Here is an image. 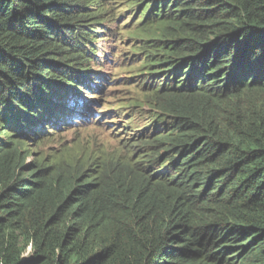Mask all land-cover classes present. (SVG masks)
<instances>
[{
  "label": "trees",
  "instance_id": "1",
  "mask_svg": "<svg viewBox=\"0 0 264 264\" xmlns=\"http://www.w3.org/2000/svg\"><path fill=\"white\" fill-rule=\"evenodd\" d=\"M139 3L165 26L136 39L161 126L138 148L23 167L1 134L36 135L26 100L85 67L116 14L0 0V264H264V0Z\"/></svg>",
  "mask_w": 264,
  "mask_h": 264
},
{
  "label": "clouds",
  "instance_id": "2",
  "mask_svg": "<svg viewBox=\"0 0 264 264\" xmlns=\"http://www.w3.org/2000/svg\"><path fill=\"white\" fill-rule=\"evenodd\" d=\"M99 2H101V5L105 4V7H109L112 11L114 5L110 4L111 0H99ZM112 12L116 14L115 20L105 25L108 31L103 30L96 42L90 45V49H93L95 55L87 58L88 62L85 63V67H78L80 70H77V68L72 70L69 73V81L56 82L49 86L45 95H36L37 102L33 99L26 100L28 105L30 103L27 114V117H31L30 123L38 121L40 125L41 121H45L53 125L57 131L71 129L77 132L97 129L100 131L98 136L102 135L118 144L120 148H123L130 140L142 139V135L147 133V126H161L154 119L150 118V121H148L147 118L151 114L143 111L142 108L131 116L128 114L121 116L129 117L126 124L134 130L124 132L125 128H120L121 131H115L118 127L117 123H110V121L116 119L117 115L119 116L114 110L122 106L111 104L107 98L108 90L115 91L117 96H125L130 91L121 92L120 90L122 87H127V84L131 82L130 77L123 75L120 63L110 73L106 72V67L112 63V57H117L116 63H118L117 59H121L124 52L121 55L119 52L121 49L126 48L125 44L128 40L120 31V28L114 26L120 18L118 11L113 10ZM124 33L126 34V32ZM113 43L114 45H112ZM108 48H112L113 51L110 55L107 52ZM130 69L132 67L129 68V72ZM149 82L151 83V81ZM130 109L132 108L130 107ZM94 115H97L98 118L92 122ZM28 129V134L22 133L18 137L28 142H34L43 136L41 126L36 135L31 132L30 128ZM90 139L99 140L97 137H90L86 138V142H91Z\"/></svg>",
  "mask_w": 264,
  "mask_h": 264
},
{
  "label": "rangeland",
  "instance_id": "3",
  "mask_svg": "<svg viewBox=\"0 0 264 264\" xmlns=\"http://www.w3.org/2000/svg\"><path fill=\"white\" fill-rule=\"evenodd\" d=\"M93 6V7H92ZM95 6L94 4L90 6V9L95 11L90 12L89 15H95L98 12H101V9ZM104 9L102 12H104ZM118 11V22L115 23L114 26L116 28H120V31L127 37V42L125 44L126 48L120 50L119 54L123 55L121 59H117L118 63H116L117 57H112V63L108 64L106 67V72L110 73L112 70L116 69L120 63V67L122 69V73L124 76L130 77V83L127 84V87H122L120 90L121 92L130 91L125 96H117L115 91L109 89L107 98L110 100L112 105H121L119 108L114 110L115 113H118L119 116H116L114 121H110V123H117L118 127L115 131H121L120 128H125L123 131L126 132L128 130H134L129 127L126 123L128 118L121 117L124 114L132 115L136 111L142 108L143 111H147L148 113H152L147 104L145 103L144 95L142 93L141 85L144 84L146 81V73H140L143 70V67L148 63L147 60L145 62L141 57H145L143 53L144 47L142 43L140 46L136 39L140 41H144V43H148V45L153 44L152 41H157L162 36V31L164 30L165 26L162 24H155L158 20L151 19L150 24H147L145 20L148 18V15L151 16V9L148 7V4H140L139 0H120L116 12ZM122 12V13H121ZM128 15V18H127ZM94 23V26L97 23H101L98 20L92 19L87 25ZM122 25V28H121ZM126 32V34L124 33ZM91 45V44H90ZM89 47L91 48V46ZM114 45V43L112 44ZM139 47V48H138ZM142 49H141V48ZM75 50H70L68 54H76ZM107 52L109 55L113 52L112 48H108ZM139 56V59L137 57ZM70 65H74L73 62H70ZM131 71L129 72V68ZM145 78V79H142ZM134 82V83H133ZM136 86H134V85ZM130 107L132 109H130ZM119 110V111H118ZM96 112V111H95ZM97 115L92 117V122L97 119ZM6 121L3 120V128L6 129ZM41 132H43V136L39 137L38 140L34 142H28L26 140L20 139L15 133H11L7 131L4 135L1 134V138L4 142L10 143L14 141L16 146L21 148L22 150V158H23V167L27 166L30 167L31 165L35 164H47L53 165V167L57 166L58 163L62 161V159H70L76 158L81 159L88 154V148L90 151L94 153L96 156L101 155V151L104 150L112 155V153H119L122 148L115 144L114 142L102 137L99 134V130L92 129V130H85V131H73L71 129H64L62 131H57L56 128L48 122L41 121ZM7 134H11L12 138H8ZM13 134V135H12ZM90 137H97L99 140L95 139L91 142H86V138ZM67 145V146H65ZM141 146L139 140L132 142L129 148L134 147L138 148ZM80 147H82V151L84 154L78 155L81 151ZM121 149V150H120ZM131 151V149H129ZM101 152V153H100ZM164 158L161 159L162 163L166 162L169 156L164 152H160ZM70 160L69 162H71Z\"/></svg>",
  "mask_w": 264,
  "mask_h": 264
}]
</instances>
